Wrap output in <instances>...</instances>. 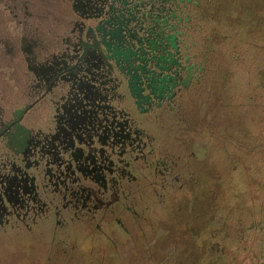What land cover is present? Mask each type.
<instances>
[{"label":"flooded vegetation","instance_id":"obj_1","mask_svg":"<svg viewBox=\"0 0 264 264\" xmlns=\"http://www.w3.org/2000/svg\"><path fill=\"white\" fill-rule=\"evenodd\" d=\"M215 2L38 0L22 18L0 4V62L9 57L13 90L27 83L25 104L8 90L14 102L7 92L0 107V233L82 211L119 252L121 235L136 241L149 221L155 176L159 205L185 193L198 155L174 119L187 106L191 129L196 100L215 83L207 66L220 54L195 39L201 9Z\"/></svg>","mask_w":264,"mask_h":264},{"label":"rangeland","instance_id":"obj_2","mask_svg":"<svg viewBox=\"0 0 264 264\" xmlns=\"http://www.w3.org/2000/svg\"><path fill=\"white\" fill-rule=\"evenodd\" d=\"M37 1L0 0V4L17 5L14 12L22 18L25 4L37 11ZM215 1L211 8L201 9L206 16L199 23L204 28L195 37L203 43L199 48L204 53L217 50L220 54L216 66L211 61L207 66L214 70L209 80L215 83L196 100L191 129L184 122L187 106L176 112L174 121L179 137L190 140L188 153L207 156L205 180L214 177L210 189L220 188L215 193L221 197L216 212L209 181H199L196 168L189 172L186 167L181 184L189 190L171 194L162 205L156 191L162 190L163 179L154 177L157 183L145 205L152 207L149 221L136 233V241L121 235L119 252L113 243L96 239L94 215L52 213L34 229L17 226L0 233V264H264V246L256 242L254 218L256 206L260 207L255 201L260 199L258 181L264 179V0ZM227 3L234 8L225 11ZM3 26L0 23L4 38ZM7 59L4 55L0 62V107L9 102L8 90L24 104L27 101V83L13 90L15 82H10L4 68ZM12 93L8 98L14 102ZM191 173L195 180L190 181ZM145 206L139 207L140 213L144 214Z\"/></svg>","mask_w":264,"mask_h":264},{"label":"trees","instance_id":"obj_3","mask_svg":"<svg viewBox=\"0 0 264 264\" xmlns=\"http://www.w3.org/2000/svg\"><path fill=\"white\" fill-rule=\"evenodd\" d=\"M226 5L227 6H225V7H227V8H224L225 11L231 10V9L234 8L233 3H231V4L227 3ZM193 118H195V117L193 116ZM194 162H195V168H196V174H197L196 178L199 181H204V182L209 181V185H208L209 186V189H208L209 191L208 190L207 191L209 192V194H211V195L213 194L214 195V203H215L214 204V211L216 212V210L218 208V204L221 201V197L218 198V196H216L215 193L220 191V188H218V186H215V188L210 189L211 183H213V181L215 180L214 177H211V180H210V177H208L205 180V177L207 176V173H208V170L204 169V165L207 162V158H206L205 155L203 156V153L199 152L198 153V158L194 159ZM258 182H259V184H258V186H259L258 187L259 194L257 196H259L260 199L256 197L255 201L257 199L259 200L260 207L256 206V210H255V213H254V218H255V220L257 222V225L255 227V231H256V236L255 237H256V242H258V244H263V246H264V179L259 180ZM258 182L256 181V184ZM188 190L189 189H186V191H188ZM199 192H202V185H199ZM184 196H186V194ZM180 201H183V200L180 198Z\"/></svg>","mask_w":264,"mask_h":264}]
</instances>
